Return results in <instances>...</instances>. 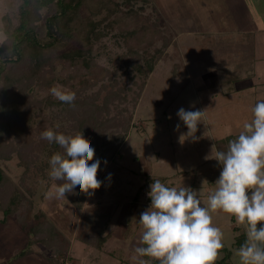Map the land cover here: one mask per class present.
Listing matches in <instances>:
<instances>
[{
	"label": "rangeland",
	"instance_id": "obj_1",
	"mask_svg": "<svg viewBox=\"0 0 264 264\" xmlns=\"http://www.w3.org/2000/svg\"><path fill=\"white\" fill-rule=\"evenodd\" d=\"M8 8L7 0H0V16ZM88 20L97 24L95 35L88 32L85 37ZM246 22L262 28L250 36L252 40L256 37L254 57L246 45L249 35L238 33L248 27ZM72 27V35L55 45V51L87 47L88 38L94 60L89 69L55 61L54 84L69 89L63 81L84 74L89 79L87 93L95 91L106 73L114 69L119 70L121 81L130 83L121 73L126 62L139 60L168 40L132 109L133 125L128 135L114 155L108 148L110 143L100 145L95 154H106L98 158L102 185L94 195L85 196L80 208L67 197L46 196L57 183L49 177L50 169L47 178L39 174L24 178L16 155L0 160V167L15 192L31 205L22 217L24 222L50 221L68 237V264H140L148 259L135 252L140 236L138 219L150 206L147 193L153 180L199 191L202 206H206L222 167L205 157L210 156L216 140L238 135L243 123L251 121L255 104L264 101V0H83ZM2 36L0 33V40ZM136 80L142 81L138 76ZM133 90L139 87L133 86ZM181 108L206 110L203 123L198 124V140L180 142V135L187 132L177 115ZM43 126L49 127L47 121ZM215 151L214 147L212 156ZM9 187L7 183L1 188L4 194ZM99 212L111 215L105 234L112 242L90 247L81 240L87 233L84 220ZM212 222L224 235L216 263L240 264L235 253L245 241V226L222 211L212 213ZM22 251L29 253L20 256ZM44 251L42 244L28 242L16 217L3 220L0 210V264H51L46 258L52 252L43 255Z\"/></svg>",
	"mask_w": 264,
	"mask_h": 264
},
{
	"label": "trees",
	"instance_id": "obj_2",
	"mask_svg": "<svg viewBox=\"0 0 264 264\" xmlns=\"http://www.w3.org/2000/svg\"><path fill=\"white\" fill-rule=\"evenodd\" d=\"M126 2L131 0H123V3ZM82 4L83 0H7L9 8L0 16V33L3 35L0 40V160H8L16 155L23 168L24 178L33 174L47 178L46 171L50 169L51 156L56 152H63L58 144L41 138L40 133L47 129L65 135L82 132L95 153L100 145L110 143L108 148L114 155L120 141L126 138L133 125L132 109L140 97L145 79L154 69L159 54L169 44L164 39L161 47L152 53L146 52L139 60L127 61L120 72L127 75L130 83L121 81L119 70L114 69L106 73L104 79L107 81L101 80L95 91L87 93L85 90L89 79L84 74L66 78L63 83H67L69 90L75 92L76 99L74 107L63 103L49 91L55 86V75L52 73L54 62L67 61L89 69L94 60L92 41L88 38L87 47L58 53L54 49L55 45L72 35V25L79 17ZM95 23L93 20L87 21L85 37L88 32L95 35ZM137 76L142 79L141 82H137ZM94 85L95 82H91V86ZM133 86H138L139 90L134 91ZM44 121H47L49 127L43 126ZM237 136L228 135L216 140V151H225L229 141ZM104 155V152H99L95 154L94 160L103 158ZM92 162L94 161L89 163ZM99 175L98 170L97 178ZM7 183L10 187L4 194L1 188ZM74 191L79 193V188ZM85 196L83 193L66 194L79 208L83 205ZM30 206V203L25 204L18 192H15L8 176L0 167V210L3 220L9 216L16 217L30 244L40 243L45 251L52 252L46 258L51 264H67L70 259L68 239L50 221L41 220L27 225L22 217H25ZM110 217V213L89 214L84 220L87 233L81 240L101 248L106 240L105 229ZM28 253L29 251H22L20 256ZM151 264L159 262L151 260ZM216 264L224 263L218 261Z\"/></svg>",
	"mask_w": 264,
	"mask_h": 264
},
{
	"label": "clouds",
	"instance_id": "obj_3",
	"mask_svg": "<svg viewBox=\"0 0 264 264\" xmlns=\"http://www.w3.org/2000/svg\"><path fill=\"white\" fill-rule=\"evenodd\" d=\"M49 91L57 100L75 106V92L59 85ZM205 111L178 110L187 128L179 137L181 143L199 139L196 133ZM252 113L251 121L243 123L242 131L225 151L217 150L212 156L213 145L210 156L205 157L222 167L206 206H202L199 191L190 187H168L159 179L150 184L147 195L151 203L138 219L140 236L135 252L151 259L140 264H151V260L159 264H216L224 247L223 232L212 222V213L218 211L245 226L246 239L235 253L240 264H264V101L257 102ZM179 127L177 124L176 129ZM40 136L63 149L49 160L48 175L59 183H54L46 196L67 200L66 194L94 195L102 185L97 178L101 161L94 160L95 149L83 133L65 135L47 129ZM77 187L79 193L74 191Z\"/></svg>",
	"mask_w": 264,
	"mask_h": 264
},
{
	"label": "crops",
	"instance_id": "obj_4",
	"mask_svg": "<svg viewBox=\"0 0 264 264\" xmlns=\"http://www.w3.org/2000/svg\"><path fill=\"white\" fill-rule=\"evenodd\" d=\"M248 23H250V24H248ZM246 24L248 25V27H244V29L245 30H243V29H241L238 33L240 34V33H243L244 35H246V36H248L249 35V37L252 35V36H256L255 34V32L257 31V30H259V29H262L261 27H257V24H255L254 22H246ZM241 25H243V24H241ZM242 34V35H243ZM249 41H248V43L246 44V45H248V50H250V48H251V52H253V57L256 55L257 56V54H256V37H254V40H252V37H250V39H248ZM250 47V48H249ZM249 84H251V83H249ZM239 87V86H238ZM228 90H230V89H228ZM109 225V224H108ZM108 225H107V227H108ZM107 229V228H106ZM106 229H105V233H106ZM68 238V237H67ZM108 242H112V240L110 239V238H106V240L104 241V243H103V245H105V243H108ZM112 245V244H111ZM90 247H93L92 245H90ZM113 251V249L112 250H110L109 252H112ZM83 259H85L84 257H83ZM147 259L148 260H150L148 257H147ZM70 261H71V259H69V261L67 262V264L68 263H70ZM72 264H74V262L72 261L71 262Z\"/></svg>",
	"mask_w": 264,
	"mask_h": 264
},
{
	"label": "water",
	"instance_id": "obj_5",
	"mask_svg": "<svg viewBox=\"0 0 264 264\" xmlns=\"http://www.w3.org/2000/svg\"><path fill=\"white\" fill-rule=\"evenodd\" d=\"M260 226H261L260 224L257 225L258 228H259Z\"/></svg>",
	"mask_w": 264,
	"mask_h": 264
}]
</instances>
